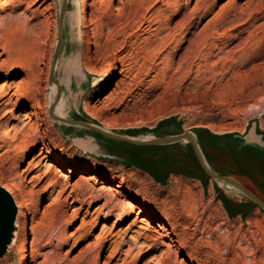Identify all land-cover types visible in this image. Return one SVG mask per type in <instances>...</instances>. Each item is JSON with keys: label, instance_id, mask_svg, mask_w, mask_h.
Returning <instances> with one entry per match:
<instances>
[{"label": "rangeland", "instance_id": "rangeland-1", "mask_svg": "<svg viewBox=\"0 0 264 264\" xmlns=\"http://www.w3.org/2000/svg\"><path fill=\"white\" fill-rule=\"evenodd\" d=\"M58 13L59 0L0 4V86L9 85L0 129L11 110L28 116L12 121L13 138L0 148V187L15 206L31 204L24 215L16 207L0 264L24 255L25 264H264V213L206 177L186 143L135 148L52 122L47 75ZM263 15L262 0H66L53 75L60 116L132 137L191 133L214 173L258 190L264 202L260 170L231 142L252 130L264 139ZM77 56L82 73L65 69ZM21 65L29 70L14 72ZM133 205L145 211L115 224ZM141 219L151 228L138 245L126 237L110 256L119 239L108 234L132 222L136 231ZM102 229L107 238L92 247Z\"/></svg>", "mask_w": 264, "mask_h": 264}, {"label": "water", "instance_id": "water-1", "mask_svg": "<svg viewBox=\"0 0 264 264\" xmlns=\"http://www.w3.org/2000/svg\"><path fill=\"white\" fill-rule=\"evenodd\" d=\"M65 10H66V0H59V13H58V21H57L58 34H60L61 31ZM56 37L57 38L53 48V53H52V58L48 73V83L51 86H53L55 89L54 99L50 104V106L48 107V116L53 123L57 125L87 130L89 132H92L100 136L105 140L116 143H122L135 148L164 147V146H169L184 142L189 146L198 166L200 167L201 171L204 173L206 177H208L215 183H220L229 186L234 190L238 191L241 195H243L246 199L252 202L258 209H260L264 213V202L261 199H259L255 194H253L251 191H249L247 188H245L242 184H240L236 180L230 177L220 176L214 173L209 168L196 138L191 133L183 132L181 134L166 136V137H148V138L132 137L125 134L104 130L101 127L91 122L81 121V120H70L60 115H56L54 113V106L60 102L62 95V88L59 86V84H57L53 80L55 67L61 49V44H60L61 42L59 41V35H57ZM16 214H17V208L15 206V203L13 202V199L5 189L0 187V258H2V256L5 254L7 247L13 240V235L16 230L14 225Z\"/></svg>", "mask_w": 264, "mask_h": 264}, {"label": "bare ground", "instance_id": "bare-ground-1", "mask_svg": "<svg viewBox=\"0 0 264 264\" xmlns=\"http://www.w3.org/2000/svg\"><path fill=\"white\" fill-rule=\"evenodd\" d=\"M7 0H0V4L6 2ZM88 1V0H82V2L84 3L85 5V2ZM264 1V0H262ZM82 6V5H81ZM78 13H75L73 15V20H74V24L77 23V19H78ZM258 19V18H257ZM260 19H264V15L260 18ZM145 22V21H144ZM142 22V23H144ZM140 24V23H139ZM149 24V23H148ZM139 26V25H138ZM86 27V26H85ZM139 28V27H138ZM136 30H139V29H136ZM143 32V31H142ZM136 33V32H135ZM57 35H59V41L61 42V31H60V34L54 32L53 35L51 36L52 39H54ZM140 35V34H139ZM133 36V34H132ZM136 37V35H135ZM61 44V43H60ZM93 43L91 41V39H87L86 42H85V47H84V50L85 51H89L92 47ZM124 46V45H123ZM127 52H125L126 54ZM130 54V53H129ZM128 55V54H127ZM124 56V54H123ZM122 56V57H123ZM115 58V56H113V59ZM124 58V57H123ZM128 58V57H127ZM124 60V59H123ZM122 62V61H121ZM125 62V61H124ZM123 67V66H122ZM85 68V66H84ZM67 70L71 71L72 69H75L77 70V73H82L83 70L80 66V59H79V56H77L76 58L74 59H71L70 62L67 63L66 65V68ZM87 69V67H86ZM29 70V67H27L26 65H21L18 69H15L14 72H21V71H28ZM113 70V69H112ZM88 71V70H87ZM48 76V75H47ZM112 76H113V71L109 72L108 75H107V78L106 80L101 83L99 85V87L94 91L96 92L97 90H100V89H104L106 88L109 83L111 82L112 80ZM9 85L7 83H5L4 80L1 81V86H0V97L4 96L7 94V91L5 90ZM60 102L57 103L55 106H54V113L56 115H61L60 114ZM10 113V116L8 117V123H6L5 125H3V127L0 129V148L3 147L4 144L6 143H9L10 140L13 138V133L15 132L16 130V126L12 123L13 120H17L20 124L23 123L27 118L28 116L26 115H21V116H17V113L14 111V110H11L9 111ZM10 147V146H9ZM8 147V148H9ZM35 147V144H33L29 149L28 151H25L23 152V155L25 156L29 151H31L33 148ZM49 152L51 153H55V150L53 149H50ZM6 155L9 153V150L7 149L6 152H4ZM46 164H49L48 166L51 167L50 163H46ZM61 164V163H60ZM62 165V164H61ZM61 165H56L58 167H60ZM47 172V171H46ZM83 172V171H81ZM63 179H67V175H62ZM54 182H51L47 187H45L43 189V191H46L48 189L49 186L53 185ZM8 192V191H7ZM9 192L12 193V191L9 190ZM8 192V193H9ZM10 194V193H9ZM59 197H60V193L58 195H53L51 196L50 198V203L49 205H52V204H55L59 201ZM108 201V200H107ZM30 203L25 201L22 205H17L16 207L19 208V213L24 215L27 213V211L29 210L30 208ZM133 210L132 211H127V213H125L124 215H122V217L120 219H118V221L115 223V224H118L119 222H122L124 221L125 219H127L130 215L133 214V212H137V215L138 214H142L145 210L143 207H136L135 205L132 206ZM143 218V217H142ZM155 218V217H152V219ZM140 222L144 225L142 226L141 224L138 226L137 230H132V227L134 225V223H130L127 228L122 232V233H119V232H116L114 234H108V236L110 238L112 237H116V239H119V241H113L111 242V249H110V256H114V255H120L121 254V246L124 245L126 243V240L125 238L128 237V239L130 240L131 242V246L132 247H136L139 243V240L140 238L144 235V232H142V230L146 231L148 230V228H151V223L148 219H141ZM104 223V222H103ZM115 224L112 225L111 229L114 228ZM162 229V227L160 228ZM134 233V235H133ZM14 237V235H13ZM145 239H147V236H144ZM105 238H107V235L105 234V231L104 229H102L93 239L92 241V244L91 246H96V245H99L102 241L105 240ZM156 245H162V246H166V247H170L169 244L167 243H164V242H158V241H155ZM154 243V244H155ZM140 248H144L143 246H141ZM131 250V247L129 246L128 247V250L125 251V254H127L129 251ZM165 252V251H164ZM165 255H167V252L165 253H162L161 255H158V257L162 256L164 257ZM25 261H26V256H22L21 259H20V263L19 264H25ZM159 263V262H158Z\"/></svg>", "mask_w": 264, "mask_h": 264}, {"label": "crops", "instance_id": "crops-1", "mask_svg": "<svg viewBox=\"0 0 264 264\" xmlns=\"http://www.w3.org/2000/svg\"><path fill=\"white\" fill-rule=\"evenodd\" d=\"M231 142L237 149L248 153L252 157L256 168L260 170L262 176L258 177V179L262 181L264 179V139L257 136L255 131L252 130L247 136H245L244 142L239 141V138L231 139ZM247 189L257 197L260 195L258 190Z\"/></svg>", "mask_w": 264, "mask_h": 264}]
</instances>
